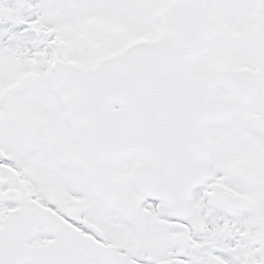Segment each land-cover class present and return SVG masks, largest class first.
Instances as JSON below:
<instances>
[{
	"label": "snow or ice",
	"instance_id": "6c2138e0",
	"mask_svg": "<svg viewBox=\"0 0 264 264\" xmlns=\"http://www.w3.org/2000/svg\"><path fill=\"white\" fill-rule=\"evenodd\" d=\"M0 264H264V0H0Z\"/></svg>",
	"mask_w": 264,
	"mask_h": 264
}]
</instances>
